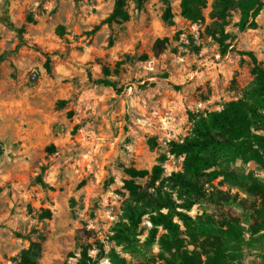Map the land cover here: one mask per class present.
Masks as SVG:
<instances>
[{
  "label": "rangeland",
  "instance_id": "1",
  "mask_svg": "<svg viewBox=\"0 0 264 264\" xmlns=\"http://www.w3.org/2000/svg\"><path fill=\"white\" fill-rule=\"evenodd\" d=\"M114 2L0 0V264H20L24 254L80 264L84 247L96 264H203L226 231L230 264H264L256 247L264 200L254 183L264 184V161L219 156L214 178L194 177L177 151L196 121L256 98L264 7L257 28L241 30L240 9H219L218 0H207L198 21L170 0L174 24L163 20L166 0H127L129 18L109 23ZM158 38H168L159 51ZM155 164L161 176L136 178L147 199L135 202L127 169ZM177 172L203 193L177 184ZM161 196L190 205L177 208L189 221L174 217L179 249L151 221Z\"/></svg>",
  "mask_w": 264,
  "mask_h": 264
},
{
  "label": "trees",
  "instance_id": "2",
  "mask_svg": "<svg viewBox=\"0 0 264 264\" xmlns=\"http://www.w3.org/2000/svg\"><path fill=\"white\" fill-rule=\"evenodd\" d=\"M138 4H143L146 0H136ZM167 1V6L163 13V20L169 24H174L172 8ZM207 5V0H181L182 14L193 21L202 19L203 8ZM217 8L226 9L227 7H238L241 11V21L239 23L241 30L249 28H257V16L264 7V0H218L216 2ZM129 11L127 9V0H115L114 8L111 14L106 19L107 22H118L129 18ZM213 24H218L215 20ZM212 26L208 27V32L215 37V31L210 30ZM63 29L62 26L59 30ZM168 38H158L155 42L154 49L159 51ZM222 47L221 53H227L228 45L224 44L223 38H218ZM46 67L50 71V58L46 61ZM106 71L108 69L106 68ZM264 69L261 70L263 73ZM264 74V73H263ZM106 86H111L118 92L121 88L115 80L110 78H103L98 80ZM254 92L257 94L256 98L251 101L235 100L227 104L221 111H213L206 117H202L195 123L194 136L186 139L183 144L178 145V152H185L188 155V168L194 177L207 176L214 178L217 175L215 170H210L211 167L218 165L219 156L240 158L242 160H256L264 161V134L256 133L254 130H264V79H259L257 86L254 87ZM53 147V146H52ZM163 171V168L155 164L151 169L129 167L127 173L129 178L125 181V188L130 192L135 202L147 199L146 190L142 185L136 182V178H149L153 181L157 180ZM232 172H228L226 177L230 178ZM39 181L45 185V182L38 178ZM173 179L179 185L186 187L190 191L197 194H202L203 189L200 187L198 181L186 178L181 172L174 174ZM256 188L264 200V184H261L255 179ZM158 212L152 214L151 221L156 226H162L173 235L172 247L179 249L181 247V230L178 222L174 220L178 216L183 222L189 221L191 218L178 207H189L190 205L174 204L172 199L161 196L156 199ZM166 208L167 211H162ZM47 216H51V210H45ZM134 213V212H133ZM226 239H232L233 232H224ZM218 237L216 240H211L210 245L212 249L207 256V260L203 264H230L229 246L227 240ZM174 243V244H173ZM257 248L260 252H264V236L257 239ZM262 255V254H261ZM89 254V249L84 247L79 258L80 264H96L97 259ZM202 264L201 261H198ZM20 264H39L27 254L21 258Z\"/></svg>",
  "mask_w": 264,
  "mask_h": 264
}]
</instances>
